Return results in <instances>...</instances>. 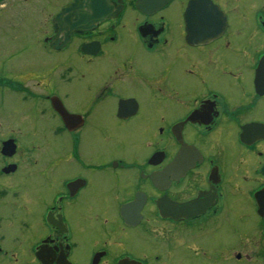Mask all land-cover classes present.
Listing matches in <instances>:
<instances>
[{
  "label": "flooded vegetation",
  "instance_id": "1",
  "mask_svg": "<svg viewBox=\"0 0 264 264\" xmlns=\"http://www.w3.org/2000/svg\"><path fill=\"white\" fill-rule=\"evenodd\" d=\"M25 15L0 264H264V0H0Z\"/></svg>",
  "mask_w": 264,
  "mask_h": 264
},
{
  "label": "rangeland",
  "instance_id": "2",
  "mask_svg": "<svg viewBox=\"0 0 264 264\" xmlns=\"http://www.w3.org/2000/svg\"><path fill=\"white\" fill-rule=\"evenodd\" d=\"M21 19L23 25L28 29V31L33 29L36 19L30 15H25L23 18H14L12 16L6 17V19L0 18V62H3L5 59H9L8 62L10 64H18L17 66L21 65L23 62H30L31 60L43 62L42 59L44 57L38 58L40 57L38 49L35 50L34 48H28L27 50H20V44L25 43V40H23L24 35L19 34L17 37L13 38V30H15V28H13L15 25L14 23L20 22ZM18 107H20V104L12 97H9L2 105L1 112L10 111ZM10 118L11 117L9 116V119ZM28 184L34 185L33 180L30 179ZM44 187L45 185L41 184V191L43 192H45ZM31 208L36 209L37 207L31 206Z\"/></svg>",
  "mask_w": 264,
  "mask_h": 264
},
{
  "label": "water",
  "instance_id": "3",
  "mask_svg": "<svg viewBox=\"0 0 264 264\" xmlns=\"http://www.w3.org/2000/svg\"><path fill=\"white\" fill-rule=\"evenodd\" d=\"M88 23H89V22H87V23L84 24V23H82V22L80 23L79 21H77L76 23H72L71 26H72L73 28H77V27H79V28H83V27H86Z\"/></svg>",
  "mask_w": 264,
  "mask_h": 264
}]
</instances>
